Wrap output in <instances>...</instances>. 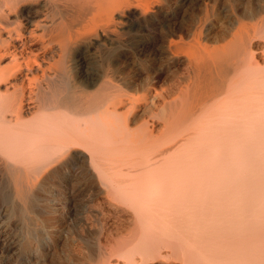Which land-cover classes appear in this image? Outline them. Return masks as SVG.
Listing matches in <instances>:
<instances>
[{"label": "bare ground", "instance_id": "1", "mask_svg": "<svg viewBox=\"0 0 264 264\" xmlns=\"http://www.w3.org/2000/svg\"><path fill=\"white\" fill-rule=\"evenodd\" d=\"M218 1L0 0L3 255L5 221L43 219L38 194L73 172L83 176L73 186L117 190L134 210L127 236L105 237L85 264H152L167 228L184 225L213 264H264V0L244 5L252 24L219 32L210 17L220 10L207 11ZM40 234L22 239L17 263L64 254L52 231Z\"/></svg>", "mask_w": 264, "mask_h": 264}, {"label": "rangeland", "instance_id": "2", "mask_svg": "<svg viewBox=\"0 0 264 264\" xmlns=\"http://www.w3.org/2000/svg\"><path fill=\"white\" fill-rule=\"evenodd\" d=\"M247 1H249V0H219L218 4L210 3L209 7L207 8L208 9L207 11L210 15H211V9H213V10L216 9V12L218 9V11L220 10V13H221L220 15L218 14V17H216V16L210 17V18H212L211 20L215 26V31L219 32L221 25L227 24V22H231V23L235 22L236 23V21L237 22L241 21V22H248V23L252 24L253 22H249L247 20H244L241 16L242 10H243L244 5L246 4ZM253 2L256 5L261 4L260 0L259 1L253 0ZM192 3H194V1ZM189 8L190 9L187 11L188 13L190 12V10H192L194 8V4H192V5L190 4ZM223 8H225V9H223ZM202 12H203V14L206 13V12H204V10ZM221 16H223V17H221ZM218 22H219V26H218ZM151 64H152V62H151ZM133 66L136 67V68L133 67V72L137 76L139 75L140 77H143L145 75L143 73L144 72L143 69L140 66L139 60H135L133 62ZM163 86L164 85H162V81H160V82H158V85L156 84L155 87L159 90L161 87L164 88ZM139 93H141V92H139ZM139 93H137V95ZM146 121L149 122V118H147ZM72 173L67 174V175H69L67 177L72 178L71 180L76 179V180L82 182L81 179L79 180V177L80 178L83 177L82 175H80L78 173H76V174L75 173L72 174ZM70 178L69 179L67 178L64 183L63 182L61 183L57 180L53 181V183L47 187L48 190L46 189V191L43 192L42 194H41V192L38 194V197L40 199V202L38 203L39 204L38 207H40V209L41 208L42 209L41 210L39 209L40 211L38 210L37 212L40 214L42 213V215L45 213L47 214V216H46V214H45V216L44 215L42 216L43 219L39 218L38 220H36L35 216L33 214L24 213L23 215L20 216V218L22 220L19 219V217H15V216L12 217L11 216L12 218H14L13 220H12V218L10 219V217H9V220L5 221V223H7L4 225L5 246H1V247H6V244H9L10 242H13V243L11 245L10 250H7L4 253L6 255H3L2 251L0 252V264H20V263H17V257L21 252V250H20L21 243H24L25 241H27L29 239L31 240V238L33 239L35 234H36L35 236L38 237L40 233H41L40 236H42V235H45V233H47L48 231H52L54 233V238H55V241H56L57 246H58L57 248L62 247L61 249L65 250L64 254L66 252L68 253V255H66L67 254L66 253L65 257H64L63 253L58 252L59 255L55 254L56 256L58 255L56 257L55 255L51 256L53 253V252H51L52 250L50 252H48L47 253L48 257L46 256V260L47 261L50 260L48 263H50L51 261L54 260L53 262L56 264H82V263L85 264L86 262H84V261H86V260H84V257L88 254V252H90L89 250L92 249L93 251L91 250V252L98 251L97 250L98 246L100 245L101 242L103 243L105 237H109L111 235L114 236L116 233H119V232L123 237L127 236L126 233H128V232L126 231V229H124V226L126 224L127 217L129 215H130L129 217H131L134 210L129 205V204H131L130 202H128V201H127L128 203L125 202L126 197H125L124 201H123V198L120 201V199H121V197H119L120 193L117 190H115L116 192L111 191L110 192L111 194H109L108 193L109 191L107 190L101 196H96V193L98 192V188H96V187L90 188L86 185H80V186L75 185V186H73L74 184L69 181ZM76 180H74V181H76ZM2 189H3V186H0V191ZM3 190L6 191V189H3ZM107 193L109 194V196ZM66 195H67V197H66ZM112 196H114V198L116 196V198L113 200ZM121 196L123 197L122 194H121ZM106 197L107 198L109 197L108 198L109 202H112L111 204L114 205V207L116 209L114 213H109L110 212L109 209L105 210V208H107V207H105V205L103 206L104 203H102V200H104V198H106ZM118 197L120 199H118ZM66 200H67V202H66ZM194 201H195V199H194ZM118 202H120V203H118ZM124 202H125V204L123 205ZM193 205H195L194 202H193V204L192 203L187 204V202H186V205L183 206L182 209L189 211L188 209H189V207H191L190 209L192 210ZM101 206H102V208H101ZM118 213H120V214H118ZM127 213H129V214H127ZM189 214H190V211H189L188 215ZM188 215L186 216V218H188V219H186V218L184 219V222H186V223L188 222L187 224H190L188 221L190 219L194 218L196 220V217H194L192 215H189V216ZM15 221H16V223H15ZM112 221H113V223H112ZM122 221H124V222H122ZM8 223H11V225L10 224L8 225ZM145 223H144V225L149 224V223H147V224H145ZM122 226H123V228H122ZM142 226H143V224H142ZM184 226L186 227V229L183 228ZM184 226L180 227L179 229L177 228L178 231L173 226H171L170 228H167V230L165 229L167 231L165 234L168 235V238H166L167 236L165 234L164 235H165V238L168 240L165 239L166 241L162 242L161 244H163V246L168 245L169 247H167V249H166V247L163 248L162 245H159L163 248L161 250L163 253L162 257L155 258L154 260L147 261L146 263H152V264H193L194 263V264H196L195 261L196 262L199 261L197 264H209V262H211L210 264H213V261H212L213 256L210 255L211 254L210 251L209 252L207 251L208 249L212 250V249H210L211 248L210 245L209 246L205 245L208 243H204L203 241L201 243V240H199L200 238H198V237H200V235L197 231L194 230L193 225H184ZM27 228H29V229L32 228V229L28 230L30 232H27ZM33 229H34V231H33ZM145 229H146V231H144ZM149 229H151L152 232ZM157 229L156 228L152 229V226L148 227V228H146V226H144L141 229V226H140L139 227V234H141L140 232H143V231L144 232L150 231L147 233L143 232V234H141V237L148 240V239H150V237L154 238L155 236H157V235L154 236V234L159 233ZM159 231H161L160 234L165 232V231L162 232V230H159ZM172 231H173V233H172ZM153 232H155V233H153ZM195 232H196V234H195ZM32 233H33V235H32ZM123 233H125V234H123ZM150 233L153 235H151ZM169 234H171V235L169 236ZM8 235H10V236H8ZM148 235H151V236L147 237ZM191 236H192V238H191ZM36 237H34V239ZM157 237H161V235L158 234ZM195 238L197 239V241H195ZM22 239H24L25 241H23ZM120 239H122V238L120 237ZM155 239H157V238L155 237ZM194 241L197 242L198 245L201 244V246H198L197 244H195ZM65 242L68 243V246L66 248H63L64 244H66ZM193 244H195V245H193ZM38 245H40L39 247L43 251H44V248L46 250V246L42 247V245H44V244L39 242ZM170 246H171V249H170ZM206 247H207V249L205 250ZM200 248H204V249H200ZM201 251H202V253H201ZM204 251H206L207 253ZM203 254H206V255L208 254V255L206 256ZM198 255H200V256H198ZM163 256H166V257L163 258ZM211 256H212V259L210 260ZM3 259L5 260L4 263L2 262ZM202 259H204V260L202 261ZM206 259H208V260H206ZM46 260L44 261L45 264H47ZM58 261H60V262L57 263ZM214 261H216V260H214ZM40 264H42V263H40Z\"/></svg>", "mask_w": 264, "mask_h": 264}]
</instances>
